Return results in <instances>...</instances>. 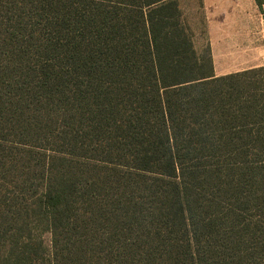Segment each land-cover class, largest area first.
Instances as JSON below:
<instances>
[{
  "label": "trees",
  "instance_id": "1",
  "mask_svg": "<svg viewBox=\"0 0 264 264\" xmlns=\"http://www.w3.org/2000/svg\"><path fill=\"white\" fill-rule=\"evenodd\" d=\"M263 73L176 0H0V264H264Z\"/></svg>",
  "mask_w": 264,
  "mask_h": 264
},
{
  "label": "crops",
  "instance_id": "2",
  "mask_svg": "<svg viewBox=\"0 0 264 264\" xmlns=\"http://www.w3.org/2000/svg\"><path fill=\"white\" fill-rule=\"evenodd\" d=\"M200 7L215 76L264 66V0H200Z\"/></svg>",
  "mask_w": 264,
  "mask_h": 264
},
{
  "label": "rangeland",
  "instance_id": "3",
  "mask_svg": "<svg viewBox=\"0 0 264 264\" xmlns=\"http://www.w3.org/2000/svg\"><path fill=\"white\" fill-rule=\"evenodd\" d=\"M180 3L184 4V9L181 10L182 21L189 32L192 34L194 48L201 55H206L208 45L205 34L204 17L200 9V0H181ZM43 239L45 245L49 247L51 245V235L49 233H44Z\"/></svg>",
  "mask_w": 264,
  "mask_h": 264
}]
</instances>
